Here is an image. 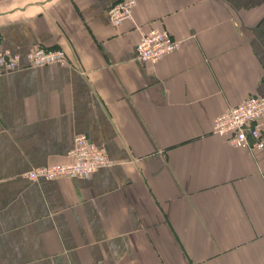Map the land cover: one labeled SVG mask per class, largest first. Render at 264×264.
Returning a JSON list of instances; mask_svg holds the SVG:
<instances>
[{
	"label": "crops",
	"instance_id": "1",
	"mask_svg": "<svg viewBox=\"0 0 264 264\" xmlns=\"http://www.w3.org/2000/svg\"><path fill=\"white\" fill-rule=\"evenodd\" d=\"M0 0L3 45L68 64L0 74V264H264V148L214 119L264 95V0ZM180 46L136 57L143 32ZM85 133L110 163L32 179Z\"/></svg>",
	"mask_w": 264,
	"mask_h": 264
},
{
	"label": "built area",
	"instance_id": "2",
	"mask_svg": "<svg viewBox=\"0 0 264 264\" xmlns=\"http://www.w3.org/2000/svg\"><path fill=\"white\" fill-rule=\"evenodd\" d=\"M136 0H118L109 8L111 22L118 26L133 19ZM180 40L166 28H153L143 32L136 44V57L142 62H157L174 52ZM49 63L68 64L66 51L59 47L35 44L25 53L4 47L0 34V74L28 66ZM213 132L226 138L230 144L257 151L264 148V95L250 94L241 103L230 107L217 116ZM73 148L68 152L69 160L64 163L44 165L30 170L32 179L83 177L110 163L106 151L93 143L85 133L75 136Z\"/></svg>",
	"mask_w": 264,
	"mask_h": 264
}]
</instances>
